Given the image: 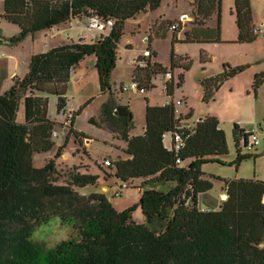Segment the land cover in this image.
I'll return each mask as SVG.
<instances>
[{
    "label": "trees",
    "instance_id": "obj_1",
    "mask_svg": "<svg viewBox=\"0 0 264 264\" xmlns=\"http://www.w3.org/2000/svg\"><path fill=\"white\" fill-rule=\"evenodd\" d=\"M163 1L4 0L0 18L20 30L11 37L0 32V43L9 45L19 44L35 32L66 25L71 19L98 15L112 19L114 24L107 35L94 42L71 41L34 54L27 74L14 78L11 87L0 95V264H264V181L224 179L228 197L222 199L220 208L198 207L199 196L214 187L202 166L221 162L219 157L228 153L219 119L209 116L191 123L195 133L176 151L168 148L164 139L166 133L177 129L173 101L147 104L144 133L131 136L129 131L135 128L133 113L129 105L118 104L113 98L111 76L128 21L158 9ZM190 3L192 27L183 40L220 41L222 0ZM233 13L238 41H254L258 34L254 32L251 0H235ZM215 17L218 25L209 27ZM172 24L169 21L162 26L163 32ZM146 48L150 51L148 64L135 67L133 81L149 90L154 86L153 76L168 74V68L154 60L150 41ZM90 55L96 59L100 90L110 89L104 105L105 119L121 120V138L127 143L123 152L128 157L112 161L108 178L93 168V163L77 167L68 173L66 182H59L55 159L63 145L45 165L37 167L33 162L34 152L50 151L55 145V121L48 115L49 99L35 91L57 95L58 110L65 112L69 72ZM202 56V60L208 59L206 54ZM175 65L173 57L171 67ZM181 65L185 70L191 68L188 58ZM248 67L249 64L225 63L222 72L202 81L204 100L213 98L226 80ZM141 72L144 79L139 81ZM263 83L264 72L257 73L252 83L256 93ZM166 85V95L172 97L173 81ZM78 114L79 111L74 112L69 132L76 139L84 135L73 128ZM190 115L180 119L189 120ZM247 131L234 125L237 155L233 164L237 166L244 159L258 156L257 150L242 151ZM102 178H115L117 184L139 179V201L119 210L105 192H79L80 188L98 187ZM165 183L173 185L168 189L156 187ZM137 211L144 221L134 219ZM56 217L72 226L76 236L52 247L33 240L37 228ZM36 254L40 260L35 259Z\"/></svg>",
    "mask_w": 264,
    "mask_h": 264
},
{
    "label": "rangeland",
    "instance_id": "obj_2",
    "mask_svg": "<svg viewBox=\"0 0 264 264\" xmlns=\"http://www.w3.org/2000/svg\"><path fill=\"white\" fill-rule=\"evenodd\" d=\"M234 5L235 0H222L220 41H184L182 40L185 38L184 32L177 33L179 40L174 41L172 31H169L164 38L155 39L154 45L157 48L159 60L167 66L168 74L153 76L152 84L154 86L147 90V93L122 92L120 90L121 84L130 85L133 81L135 66L131 64V60L138 56V52L123 50L121 45L119 59L112 76L114 100L129 104L136 122L131 135L141 133L146 126V97H148L151 105L162 104L167 99L183 100L184 104L180 110L185 115L191 113L190 123H195L198 119L209 116H215L219 119L220 128L226 134L228 153L219 157L221 162H209L202 166L205 177L214 183L211 191L199 196V206L202 209L215 210L219 208L223 199L224 179L264 181V83L257 93L252 87L255 75L264 71V0H251L253 23L256 28L263 29V32L258 34L252 42L238 41V27L233 13ZM2 9L0 3V12ZM184 12L190 13V7L186 1L165 0L162 2L161 8L151 14L157 19L181 20L182 22L185 16L182 14ZM192 18V15L189 14L188 19L183 22L191 21ZM73 20L75 24L78 23V19H71L66 25L71 26ZM80 20L83 22L84 29H87L85 26V24L87 25V18H80ZM172 22L179 23L180 21ZM66 25H60L58 28L64 29ZM217 25L216 17L208 23V26L213 28ZM131 26L130 23L127 28L129 29ZM234 28H236V32ZM0 29L3 30L6 37H11L19 32L18 26L4 18H0ZM66 32L71 34L73 38L70 41L74 42L77 39L76 35H78L79 29H69ZM60 37L66 40L65 35ZM138 37L139 35H136L133 38L137 39ZM44 40L50 42L49 46L51 47L55 44V40L49 37L46 30L29 35L20 42L21 45L20 43L17 44L20 45L19 47L13 48L15 45H5V43L1 45L2 43H0V95H3L5 90L9 89L14 82L13 78L7 79L6 70L9 68L2 69L4 60L7 58L9 65L15 60L17 62L16 71L21 75L28 69L29 53L31 51L38 53V51L44 50L42 46ZM143 40L146 41L147 38ZM202 54H206L208 59L202 60ZM173 57L176 60V65L172 68ZM187 58L191 62L189 70H185L181 65ZM225 63L232 66L249 64V67L226 80L213 98L208 101L204 100L202 81L211 75L222 72ZM140 76L138 80L142 81L144 79L142 72ZM171 81H173L174 89L172 97L165 93V85ZM140 86L144 85L140 84ZM35 94L49 99L48 115L55 121L54 133L56 136L53 139L55 145L50 151L34 152V165L37 167L45 165L54 158L58 148L63 145L60 156L55 159L57 170L60 173L59 182H66L68 173L76 170L77 167H86L93 163V168L97 171L100 170L101 174H104L103 177L108 178L107 172L111 173L112 170L103 162L105 159L114 161L119 157L126 156L123 152L125 143L121 138V120L112 122L105 119L104 105L110 96V92L109 90L105 92L100 90L95 57L93 55L87 56L75 65L70 70L65 84L66 108L79 111V114L76 115L75 127L84 133L79 139H76L74 134L69 133L70 124L67 123V111L58 110V96L51 93L43 94L38 91H35ZM91 118L92 120H90ZM235 124L255 130L260 139L256 151L258 156L254 159H244L238 166L233 164L237 155L233 135ZM242 148V151L246 153L247 150L243 144ZM87 155H89V159L91 158L90 162H86ZM140 184V180H134L128 183V187L123 190L121 196L111 198L115 207L122 208L125 205L131 206L137 203L141 193L140 188H138ZM103 185H105L104 182H99L98 187L80 188L79 192L88 193L101 190ZM171 185L173 184L165 183L156 187L168 189ZM107 194L111 197V190ZM133 217L136 221H144V216L140 211L135 212ZM75 236L76 232L72 226L56 217L49 223L38 227L33 235V240L39 241L47 247H52L60 241ZM40 258L41 256L36 254L35 259L40 260Z\"/></svg>",
    "mask_w": 264,
    "mask_h": 264
},
{
    "label": "crops",
    "instance_id": "obj_3",
    "mask_svg": "<svg viewBox=\"0 0 264 264\" xmlns=\"http://www.w3.org/2000/svg\"><path fill=\"white\" fill-rule=\"evenodd\" d=\"M165 1V0H164ZM163 1V2H164ZM176 1V0H175ZM184 1H186L187 3H188V5H189V7H190V12H192V10H193V6L191 5V0H184ZM0 3H1V5H2V11L0 12V13H3V11H4V0H0ZM161 8V6L158 8V9H156V10H154V11H147V12H144V13H141V14H139L136 18H134V19H131V20H129L128 21V25H130V23H131V28H127L128 30L126 31V34L123 36V38H122V40H124V38H125V40H124V42L121 44L123 47V50H130V51H133V52H138V56L135 58V59H140L141 57H142V55H143V52H144V50H146L147 48H146V46H147V44H148V42L150 41V44H151V48H152V50L155 52V57H154V60L157 62V63H161L163 66H165V67H167L166 65H164L162 62H160V60H159V57H158V51H157V48H156V46L154 45L155 43V39H158V38H164V37H166L167 36V34L169 33V31H172V30H170L169 28L167 29V30H164L165 31V33L163 32V28H162V26L164 27V25L165 24H167V22H169V21H179V20H162V19H157V18H155L154 16H153V14H151L152 12H155V11H157V10H159ZM151 15H150V14ZM183 15H185V17H187V18H184V20H187L188 19V17H189V13H187V12H184V13H182ZM150 16H152V17H150ZM151 18V19H150ZM183 20V21H184ZM75 21H77V20H75ZM181 22V20H180V22L178 23V24H180L181 23V27L178 29V30H176V31H172V33H173V39H175V41L176 40H179V37H177V35L178 34H181V33H185L186 31H188L189 29H191V21H186V23L185 22ZM173 23V22H172ZM177 23V22H176ZM71 26L70 25H66V27L64 28V29H61V28H54V29H51V30H46V31H48V33H49V37H52L54 40H55V44L52 46V47H55V46H58V45H60V44H62V43H66V42H71L70 40H71V38H73V37H71V34L70 33H67L66 32V30H69V29H79V32H78V35H76V37H77V39L75 40V41H79V40H83V41H85V42H94V41H96V40H98L99 38H100V35L99 34H96V33H93V32H90L88 29H84V25H83V22L80 20V19H78V23L77 24H75L74 23V20L71 22ZM17 26V25H16ZM85 26H86V28H87V25L85 24ZM256 28V27H255ZM18 29H19V27H18ZM235 29V32H236V28H234ZM184 30V31H183ZM20 31V30H19ZM137 31V32H136ZM0 32H2V34H3V36H5L4 35V32H3V30L2 29H0ZM66 32V33H65ZM178 33V34H177ZM61 35H65L66 36V40H63V38H61L60 36ZM136 35H139V37L136 39V38H133L134 36H136ZM163 35V36H162ZM70 37V38H69ZM33 38V37H32ZM145 38H147V40L146 41H144L143 39H145ZM183 40V39H182ZM1 45H3V43L1 44ZM5 45H7V44H5ZM20 45H21V43H20ZM20 45H15V46H13V48H15V47H19ZM50 45V42H48L47 40H44V43H43V48H44V50H41V51H38V53H41V52H45L47 49H50V48H52L51 46H49ZM6 47V46H5ZM37 52H35V51H31L30 53H29V55H28V69H26V71L23 73V74H21V75H19V73H17V71H16V65H17V62L15 61V60H13L12 62H11V64L9 65V60L6 58L5 60H4V65L2 66V69L3 68H9V69H7L6 70V75H7V79H14V78H23L26 74H27V72L29 71V67H30V61H31V57L34 55V54H36ZM118 59H119V57H118ZM134 60V59H133ZM118 61V60H117ZM132 61V60H131ZM5 64H7V65H5ZM132 64V63H131ZM95 65H96V59H95ZM116 68V67H115ZM115 70V69H114ZM114 70H113V72H114ZM113 72H112V76H113ZM261 72H264V71H261ZM261 72H259V73H261ZM112 76H111V83H112V85H114L113 84V80H112ZM152 81V80H151ZM13 84V83H12ZM11 84V85H12ZM11 87V86H10ZM9 87V88H10ZM8 90V89H7ZM7 90H5V92L7 91ZM110 90V89H109ZM113 90H114V88H112V93H113ZM146 93H147V90H146ZM147 98V104H150L149 103V99H148V97H146ZM117 101V100H116ZM166 102V101H165ZM164 102V103H165ZM117 103L118 104H122V105H127V104H124V103H122V102H120L119 100L117 101ZM164 103H162V104H164ZM129 105V104H128ZM151 105V104H150ZM158 105H160V104H158ZM66 111L67 112H71V111H74V110H68L67 108H66ZM74 112H76V111H74ZM204 118V117H203ZM90 120H92V118L90 119ZM135 121V120H134ZM189 122H190V118H189V120H188ZM75 124H76V116H75V119H74V123H73V128L75 129V130H77V131H79V132H81L79 129H77L76 127H75ZM135 124H136V122H135ZM241 127H243V126H241ZM243 128H245V127H243ZM134 129V128H133ZM133 129H131V131H129V134L131 135V132H132V130ZM246 129V128H245ZM144 130H145V128L143 129V131L141 132V133H139V134H142V133H144ZM246 130H250V129H246ZM139 134H136V135H139ZM131 136H133V135H131ZM116 139V138H115ZM124 143H125V146H123V150L126 148V146H127V143L124 141ZM123 158H127L128 157V155H126V156H122ZM86 158H87V160H86V162H90L91 161V159H89V155H87L86 156ZM104 179L102 178L101 179V182H104V184L105 185H103L102 187H101V192H105V193H108L110 190H111V197L112 198H114V196H113V192H114V190L117 188V186H118V184L116 183L117 182V180L115 179V178H112V179H108V180H104ZM135 180H139V179H135ZM141 191V190H140ZM225 192V190H224V188L222 189V195H223V193ZM111 197H109L110 198V200H111ZM112 201V200H111ZM199 203H200V201H199V198H198V207L200 208V206H199ZM222 203V202H221ZM221 203H220V206H221ZM220 206H219V208H220ZM127 207H129V206H123L122 208H117V209H119V210H123V209H125V208H127ZM218 208V209H219ZM200 209H202V208H200ZM205 210H210V209H205ZM215 210H217V209H215ZM140 222H142V221H140Z\"/></svg>",
    "mask_w": 264,
    "mask_h": 264
},
{
    "label": "built area",
    "instance_id": "obj_4",
    "mask_svg": "<svg viewBox=\"0 0 264 264\" xmlns=\"http://www.w3.org/2000/svg\"><path fill=\"white\" fill-rule=\"evenodd\" d=\"M114 21L110 18H103L98 15L91 16L87 18V29L90 32L99 34L100 37L103 35H107L113 26ZM170 29L175 31L179 29L178 23H174L170 26ZM254 32L256 34H260L263 32L262 28H255ZM150 57V51L148 49L144 50L143 55L140 59H134L131 61V63L136 67H146L148 62L147 59ZM120 90L122 92L126 91H132V92H138L141 94L146 93V89L144 87H141L138 81H132L130 85H120ZM167 91V85H165V93ZM171 101H173V105L175 107V115L177 117V129L174 130L173 132L166 133L164 135V139L167 140L168 143V148L170 149H175L176 151L180 150L185 146L186 141L195 133V130L192 128L191 123L188 120L182 121L180 118L182 116H185L180 110V108L183 106V100L177 99V100H169L164 104H169ZM163 104V105H164ZM67 114V123H71V120L74 117V112H66ZM184 126V127H182ZM182 127V130L179 128ZM185 127L188 128V130H185ZM190 127V128H189ZM248 137L247 140L243 142V146L247 149L249 152H253L257 150V146L260 144V139L258 135L256 134L255 130H248ZM53 136H56V133H53ZM178 162L180 161L179 159L177 160ZM104 165L109 166L111 165L112 161L111 159H105L104 160ZM128 187L127 183H120L117 188L113 192L114 197L121 196L123 190Z\"/></svg>",
    "mask_w": 264,
    "mask_h": 264
},
{
    "label": "water",
    "instance_id": "obj_5",
    "mask_svg": "<svg viewBox=\"0 0 264 264\" xmlns=\"http://www.w3.org/2000/svg\"><path fill=\"white\" fill-rule=\"evenodd\" d=\"M184 18H187V17L184 16ZM200 119H202V118H200ZM227 197H228V195H226V194L222 195L223 200H225ZM263 202H264V200H263Z\"/></svg>",
    "mask_w": 264,
    "mask_h": 264
}]
</instances>
